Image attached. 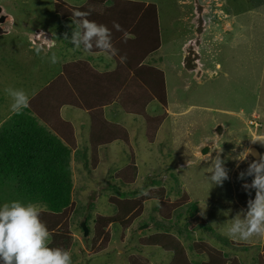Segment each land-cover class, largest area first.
Segmentation results:
<instances>
[{"label": "rangeland", "instance_id": "rangeland-1", "mask_svg": "<svg viewBox=\"0 0 264 264\" xmlns=\"http://www.w3.org/2000/svg\"><path fill=\"white\" fill-rule=\"evenodd\" d=\"M83 1L0 0L2 13L8 15L4 23L8 32L0 34V126L13 113L11 100L4 89H23L30 100L50 78L57 76L63 63L73 61L77 56L88 55L87 51L75 48L69 42L74 24L69 20L59 21L54 5L64 6L67 9L64 12L69 10L75 16L78 12L74 8L75 4ZM113 1L115 3H105L103 9L108 12L109 5H115V11H112L114 21L129 19V9L135 10L132 20L141 15L147 17L151 14L147 8L151 9V3L155 4L162 46L159 54L151 56V59H155L152 62L159 66L161 55L162 60L169 64V69L177 66L183 75L189 77L190 83L188 86L184 84L183 75L177 79L173 70L166 74L169 82V86L166 85L168 103L177 115L170 117V123L167 120L163 124L156 143L146 140L140 116L126 114L119 105L105 106V117L118 122L131 135L130 145L135 153L133 161L128 146L117 140L99 149L100 159L92 167L88 157L90 142L87 113L71 106L61 109L63 119L69 120L75 126V133L78 132L77 149L81 154L72 157L70 163L73 178L71 204L61 214L53 217L49 215L48 230L52 236H56L63 229H68L65 237H69V240L64 243V238L62 244L69 247L72 264H129L131 254L144 257V264H174L171 250L160 245L141 247L140 244L141 238L155 233L165 234L162 233L164 230L177 235L180 246L182 243L183 249H186L188 259L184 262L185 257H182L179 261L182 263L176 264H192L189 261L208 264V260L204 261V255L196 256L188 247L192 241L198 240L205 241L213 249V255L217 252L231 253V257L223 260L222 264H256L257 254L264 253V232L241 240L230 236L229 228L234 220L244 219L248 201L255 197L254 189L246 191L242 187L245 181L239 178V174L247 169L250 160L252 162L259 158L250 155L253 159L240 160V151L252 147L249 146L252 139L254 146L264 156V3L261 0H141L151 3L148 6L140 2L136 7L134 1L138 0ZM97 6V2H92L90 10L95 11ZM227 22H230L229 27L225 25L224 29L230 30L223 32L221 24ZM202 31L205 37L199 35ZM215 33L218 34L215 36ZM66 34L69 40L65 39ZM38 35L41 36L37 38ZM188 36L191 39L182 50L186 56L191 47L189 45L193 44L192 50L197 55L193 68H187L182 59L181 44ZM201 38L207 42L202 55ZM49 40L54 43L51 45ZM53 55L56 57L55 63L52 62ZM98 57L105 56L100 53ZM216 63L220 67H216ZM100 66L105 68V61ZM204 69H208V72ZM155 74L160 78L158 72ZM100 86L104 93L107 91L108 97L116 89L111 82L101 81ZM90 89L87 87L88 91ZM49 97L39 93L34 102L32 99L29 102V106L33 103L36 108L43 105L40 113H44L46 121L54 115H51L54 101ZM63 97L65 91L61 89L58 99ZM41 101L43 103H39ZM158 108L160 105L155 102L151 110L147 111L154 113ZM253 114H258L259 122L252 118ZM249 119H253L257 126L261 123V127L255 129ZM253 130L255 135H259L256 139L252 138ZM204 145L209 147L203 155L200 152ZM217 155L224 161L229 178L222 185H211L207 177L211 175V163ZM127 162L137 165L136 177L128 185H115L118 177H121L115 176V171L123 168ZM157 179L162 180L163 186H147L151 180ZM251 179L248 177L246 182L251 183ZM144 192L147 195H143ZM134 194L139 204L134 210L138 216L124 230L108 222L105 230H110L111 239L108 248L103 246L98 252L99 242L92 243L96 232L93 218L96 214H114V208L109 204L110 196L133 197ZM164 200L167 201L165 208L168 211L178 204V207L187 208L192 203L200 217L192 220L190 225L202 220L201 225L208 228L199 226L191 230L185 221L188 216L183 212L181 219L177 220L173 211L172 216L170 214L172 220L162 219L157 208ZM12 201L34 204L39 210L44 208L19 196L14 181L0 183V205ZM89 204L93 208L90 210L91 218L86 222L89 234L84 237L80 224ZM44 213L40 216H45ZM175 221L177 225L171 228ZM176 228L183 229L182 235L177 234ZM243 243L250 246L239 247ZM195 244V250L205 249L204 243L203 246Z\"/></svg>", "mask_w": 264, "mask_h": 264}, {"label": "trees", "instance_id": "trees-1", "mask_svg": "<svg viewBox=\"0 0 264 264\" xmlns=\"http://www.w3.org/2000/svg\"><path fill=\"white\" fill-rule=\"evenodd\" d=\"M86 5L83 4L81 6H74L77 8L78 12L84 13L88 12L86 19L89 21H93L99 25L106 26L111 33V40L117 38L121 35L127 28L128 24L132 20L134 9L131 10L128 15L129 19H121L120 21H114L112 19V11L115 9L112 5L108 12H105L103 6L105 3L111 4L112 2L115 3L113 0H84ZM141 1V0H140ZM97 2L98 6L97 9L90 10L91 3ZM264 3V0H261ZM142 3V2H141ZM151 3V2H149ZM143 4V3H142ZM153 4V3H152ZM55 5V11L59 15V21H70L72 24V29L74 31L79 30V25L76 23L77 18L71 14L64 6L59 7L57 4ZM138 3L136 4L137 7ZM140 6V5H139ZM138 6V7H139ZM134 10V11H133ZM94 11V12H93ZM118 12V11H117ZM68 13V14H66ZM107 13V16H105ZM92 14V15H91ZM131 15V19H130ZM108 22V23H107ZM118 26V27H117ZM73 31V32H74ZM38 35L37 38H39ZM49 37V36H48ZM127 42V41H126ZM125 46V41L121 40L116 45L112 47L115 49L114 54L111 52H105L104 50L95 46V42H93V48L91 51H87L88 55H83L87 60L93 63L94 66L99 67L101 69H110L111 67H117L120 64L117 54H121L123 48ZM84 50L83 45L80 47ZM96 48V49H95ZM129 48V47H128ZM191 52L187 55V60L185 62L188 68H193V61L197 55H194L193 50L190 49ZM81 52H79L80 54ZM102 54L105 57H98L99 54ZM150 55L146 60L149 62L151 59ZM78 58V56L76 57ZM106 63L105 68H102L100 64L102 62ZM91 86L89 80H87ZM157 83L158 87L163 88L162 81L157 79L155 82ZM93 86V85H92ZM133 91V90H131ZM130 91V92H131ZM131 93L121 96L116 100V104L121 107V100L125 101V99H131ZM164 99V98H162ZM117 105V106H118ZM71 106V105H68ZM73 108H77L75 106H71ZM78 109V108H77ZM87 113V112H86ZM88 115V113H87ZM89 133L88 138L90 142L89 146V161H91L92 167L93 165L97 164L98 156H97V149L100 145L107 144L114 139H117L118 136H121L122 139L127 141L126 131L115 125L113 123H104L100 121H104L102 118L101 111H94L89 114ZM92 117V118H91ZM93 120V121H92ZM160 120V119H159ZM159 120L150 123V128L145 129V138L149 142H154L155 135L157 132V127L159 125ZM255 121L259 120L255 118ZM106 122V121H105ZM261 127V123L257 126V128ZM79 149H76L72 152L71 147L64 142L59 135H57L52 129L48 128L44 123H42L39 118L32 112V110L27 107L23 110V112L19 115L12 113L0 126V183L14 181L15 183V191L16 193L25 198L27 201L32 203H37L44 206L43 211H40V214L44 213L45 216H40V220L43 224L48 226L47 220L54 215H59L62 211L69 207L72 201V192H73V178L71 172V160L72 157L80 155ZM85 163L87 162L86 157H83ZM131 161H133L131 159ZM136 170L137 166H135L132 162L125 165L123 168L115 171V176L119 179L116 184H122V186L130 184L136 177ZM125 179V180H124ZM161 184V185H160ZM163 186L162 180H151L148 187L153 186ZM110 186V185H109ZM115 193H117V188L115 187ZM120 193V192H119ZM137 194V193H136ZM123 195V194H122ZM133 197H120L110 196L109 197V204L114 208L113 215H103V214H96L93 218V225L95 227V238H92V243L96 244L99 242V246H97L98 252H101V248L104 246L105 249L108 248L109 241L111 239L110 230H105L106 224L109 225H116L121 226L119 228L126 229L130 227L132 220L138 216V213H135L136 206L138 207L137 203V196L134 194ZM167 201H163L158 206V214L164 220H172V214L176 219H181L182 212L185 213L188 223V228L191 230L196 229L197 227H206L201 225L202 220L195 223L191 226L192 220H198L200 215L197 214L196 206L192 205V203L184 207H178L180 204L176 205L173 210L168 211L166 210L165 206ZM178 207V208H177ZM194 207V208H193ZM93 208L92 204L88 205V211L83 214L86 222L89 218H91L90 210ZM173 211V212H172ZM172 212V214H171ZM171 214V216H170ZM176 220V221H177ZM173 222L171 224V228L176 226L177 223ZM179 222V221H178ZM108 226V225H107ZM88 227V226H87ZM107 228V227H106ZM182 228H176L175 231L178 235H182ZM89 231V228H88ZM68 229L61 232L59 235L51 236V243L48 245L50 248H60L62 250L68 251L69 247L62 244L64 239V243L69 240V237H65L67 235ZM165 234L155 233L153 235L147 236L145 238L140 239L141 247L145 245H155L156 246H163L166 250H171L173 257L171 259L174 260V264L182 263L179 262L182 257L184 258V262L188 259L186 256L185 250L183 249L184 245L181 243L180 246V238L177 235H173L169 232V230H164ZM89 234V233H88ZM179 239V240H178ZM205 244H203V243ZM167 245H166V244ZM204 245L205 249H194L196 244ZM227 244V243H226ZM183 245V246H182ZM65 246V247H64ZM247 243L240 244L239 247L248 248ZM189 249L192 253L196 256H205L204 261H209L208 264H222L223 260L229 259V255H232L229 252H224L219 254L217 252L216 255H213V249L205 243V241L198 240L192 241L189 244ZM185 248V247H184ZM196 248V247H195ZM104 249V250H105ZM103 250V249H102ZM103 250V251H104ZM97 253V252H95ZM141 256L137 254H131L128 258L129 264H144L143 259L144 257L140 258ZM236 260L237 257L233 256ZM189 261V260H188ZM203 261V262H204ZM196 264L192 261L189 263ZM256 264H264V253H258L255 257ZM202 263V262H201ZM197 263V264H201ZM207 264V263H206Z\"/></svg>", "mask_w": 264, "mask_h": 264}, {"label": "crops", "instance_id": "crops-1", "mask_svg": "<svg viewBox=\"0 0 264 264\" xmlns=\"http://www.w3.org/2000/svg\"><path fill=\"white\" fill-rule=\"evenodd\" d=\"M140 2L146 3L148 6L150 5L149 2L140 1V0L134 1V3H140ZM83 4L86 5L85 1H83L81 4H75V6H81ZM152 6L153 7L151 9L150 7L147 8L148 10L151 11V14H148L147 17L145 15H141L139 17L137 16L135 19L130 21L126 30L121 35L111 40L112 46L116 45V43H118L121 40L125 41V46L123 48V51L121 52V54H117L118 60L120 61L119 62L120 64H118L117 67H111L110 69L104 70L94 66L93 63L87 60V58H85L84 56H80L73 61L68 60L67 62L62 64V69L59 70L57 76L50 78L48 82L45 83V85L42 87V89L38 93H36L33 96V98H31L33 101L36 98V96H38V94L40 93V95H45L46 97L47 95L50 96L49 98L54 101V110L51 113V115H53V113L54 115L51 117L49 121L45 120L46 116L44 115V113H40V109L43 107L42 104H41L42 105L41 108H36V106L33 103L32 106H28V107L32 110V112L39 118V120L42 123H44L48 128L52 129L57 135L61 137V139L64 142H66L71 147L72 152L77 149L78 142H77L76 134H78V132L75 133V128H74L75 126L69 120L63 119L61 114V109L64 106H68V105L75 106L78 109L87 112L88 116L91 112L100 110L102 113V118L104 120L100 122H104L108 124L113 123L115 125H118L117 129H119V127L122 126L118 122L111 121L105 117V112H106L105 106L111 104L117 106L118 104H116V100L120 98V95L123 96L131 93L132 94L131 99L127 98L125 99V101L121 100L120 102L121 109L126 114L131 116H140V118H142L143 120V126L147 130L148 128H150L151 122L156 123L160 119L159 125L157 127V132L155 135L156 137L153 143L157 142L156 140L158 138L159 131L161 130L163 124L167 120L168 123H170L171 122L170 117L171 116L174 117L177 115L176 113H173L174 111H172V106H170V104L168 103L169 96L167 94L166 85L169 86V82L168 80H166V74H168V71L173 70L175 77H177V79H180L181 76L183 75L180 72L181 70L180 69L178 70L177 66H174L175 69L174 68L169 69L168 68L169 64L165 60L164 61L162 60L161 55H159L161 62L159 66H157L155 62H152L155 61V59L152 61L150 60L149 62L146 60L150 55H154L156 53L159 54L160 48L162 46V37L159 27L160 24L158 18V11L155 4H152ZM216 24L217 23H215V26ZM229 24L230 22H227L224 25L221 24V29L223 30V32H228L230 30V29H224L225 25L229 27ZM201 34L203 37H205V35H203V31L199 32L200 36ZM216 34L218 33H215V36ZM190 39L191 37L188 36V38L181 44V50L182 49L184 50L187 41ZM50 42L51 45L54 43L52 40L51 41L49 40V43ZM140 44H143V46ZM201 44L203 46L202 50L200 49L202 55L205 52V47L207 42L202 39ZM190 49L191 48H188L187 55L191 52ZM183 50H182V59H184V62H186L187 55L186 56L185 54L183 55L184 52ZM194 62L195 60L193 61V64ZM166 64H167V68H165ZM215 66L220 67V64L216 63ZM186 67L188 68V66ZM207 70L208 69H206L205 71ZM155 72H158V74H160V78L156 77ZM157 79H160L162 81L163 88L157 86V83H155ZM87 80H89L91 86H89L90 84L88 83ZM183 80H184V84L188 86L190 82H189V77L186 74L183 75ZM101 81L103 82L105 81L109 83L111 82L112 84L113 83L115 84L116 89L115 91H113V94L110 93L112 94L111 97L110 96L108 97L107 91L104 90L105 93L103 92L100 86ZM123 82L125 83L123 84ZM173 85L175 86V84ZM87 87L92 88L90 89V91H93L92 94L90 93V91L87 90ZM61 89H64L65 97L58 99V95ZM90 94L93 96H91ZM31 99L29 100V102H31ZM155 102L160 105V108L156 109L154 113H149L147 109L151 110V106ZM39 103H43V101ZM252 118L258 119L259 116L258 114H253ZM88 128L90 129V126H88ZM89 129H88V133H89ZM122 129L126 131L127 141L125 142V140L122 139L121 136H118L117 139H114L111 142L119 140L125 143L130 150L132 156L131 159H133L135 158V153L132 149L133 146L130 145V139H132V137L124 127H122ZM252 133H253L252 136L253 139L259 137V135H255V130H253ZM253 142L254 141H252L251 139L249 146L250 145L254 146ZM109 143L100 145L98 147L97 149L98 159H100L98 152L99 149L101 147H105ZM254 147L256 148V145ZM256 150L258 151L259 156H262L259 149L256 148ZM240 152L242 153L243 151ZM248 157L245 159L246 161H249L250 158L253 159V157L250 155ZM128 163L129 162H127L125 165H127Z\"/></svg>", "mask_w": 264, "mask_h": 264}, {"label": "clouds", "instance_id": "clouds-1", "mask_svg": "<svg viewBox=\"0 0 264 264\" xmlns=\"http://www.w3.org/2000/svg\"><path fill=\"white\" fill-rule=\"evenodd\" d=\"M75 16L79 30L71 33L69 41L75 48L83 45L85 51H91L95 42L96 47L114 54L111 33L106 26L87 20V13L76 12ZM65 39L69 40L67 34ZM189 46L192 49L193 44ZM52 62H56L55 55ZM4 92L11 100L10 108L14 114H21L29 106V97L23 89L9 87ZM250 154L251 150L245 148L239 159L245 160ZM211 166L208 182L211 185H222L229 178L224 161L217 155ZM248 177H252L251 183L246 182ZM240 179L245 181L242 187L246 191L255 190V197L248 201L247 211L243 213L244 219L234 220L229 235L247 240L254 234L264 232V156L249 163L247 169L240 173ZM142 194L147 195V192ZM51 236L40 220L38 206L25 205L19 201L0 205V264H72L68 251L48 246Z\"/></svg>", "mask_w": 264, "mask_h": 264}, {"label": "water", "instance_id": "water-1", "mask_svg": "<svg viewBox=\"0 0 264 264\" xmlns=\"http://www.w3.org/2000/svg\"><path fill=\"white\" fill-rule=\"evenodd\" d=\"M2 11L3 10L0 7V34H5V33L8 32V30L5 28V24L4 23L8 20V15L2 13ZM253 149L256 150V148H253ZM207 151H208V146L205 145V146L202 147L200 153L204 155L205 153H207ZM239 178H240V174H239ZM80 226H81V229L83 231L84 237L88 236L89 231H88V227L86 226L85 218L82 219Z\"/></svg>", "mask_w": 264, "mask_h": 264}, {"label": "bare ground", "instance_id": "bare-ground-1", "mask_svg": "<svg viewBox=\"0 0 264 264\" xmlns=\"http://www.w3.org/2000/svg\"><path fill=\"white\" fill-rule=\"evenodd\" d=\"M253 148H255V147H249V149L251 150V154L250 155H252L255 159L257 158H259L260 156H259V153H258V151L257 150H255V149H253Z\"/></svg>", "mask_w": 264, "mask_h": 264}, {"label": "built area", "instance_id": "built-area-1", "mask_svg": "<svg viewBox=\"0 0 264 264\" xmlns=\"http://www.w3.org/2000/svg\"><path fill=\"white\" fill-rule=\"evenodd\" d=\"M255 120V119H254ZM253 119H251V120H249V123L251 124V125H254V128L256 129L257 128V123H255V121H254Z\"/></svg>", "mask_w": 264, "mask_h": 264}]
</instances>
